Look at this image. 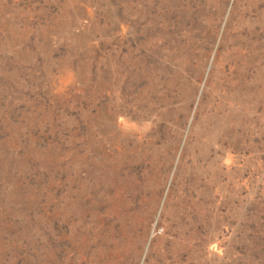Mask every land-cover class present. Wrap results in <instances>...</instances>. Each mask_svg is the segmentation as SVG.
I'll return each mask as SVG.
<instances>
[{
	"label": "rangeland",
	"instance_id": "374dc122",
	"mask_svg": "<svg viewBox=\"0 0 264 264\" xmlns=\"http://www.w3.org/2000/svg\"><path fill=\"white\" fill-rule=\"evenodd\" d=\"M0 264H264V0H0Z\"/></svg>",
	"mask_w": 264,
	"mask_h": 264
}]
</instances>
